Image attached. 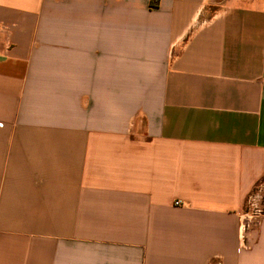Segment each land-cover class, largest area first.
<instances>
[{"label":"crops","instance_id":"obj_1","mask_svg":"<svg viewBox=\"0 0 264 264\" xmlns=\"http://www.w3.org/2000/svg\"><path fill=\"white\" fill-rule=\"evenodd\" d=\"M263 186L264 0H0V264H264Z\"/></svg>","mask_w":264,"mask_h":264},{"label":"rangeland","instance_id":"obj_2","mask_svg":"<svg viewBox=\"0 0 264 264\" xmlns=\"http://www.w3.org/2000/svg\"><path fill=\"white\" fill-rule=\"evenodd\" d=\"M262 191H263V193H262L263 196L261 195V197L258 198L257 201H260V206L262 207V209H264V186H263Z\"/></svg>","mask_w":264,"mask_h":264},{"label":"built area","instance_id":"obj_3","mask_svg":"<svg viewBox=\"0 0 264 264\" xmlns=\"http://www.w3.org/2000/svg\"><path fill=\"white\" fill-rule=\"evenodd\" d=\"M175 205H178V203H175Z\"/></svg>","mask_w":264,"mask_h":264}]
</instances>
